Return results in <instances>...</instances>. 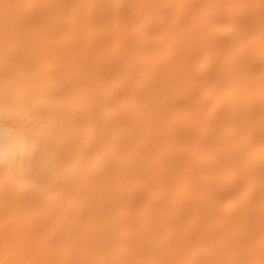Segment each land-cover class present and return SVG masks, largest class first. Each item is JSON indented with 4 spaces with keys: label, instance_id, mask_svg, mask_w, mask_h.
Returning a JSON list of instances; mask_svg holds the SVG:
<instances>
[{
    "label": "bare ground",
    "instance_id": "bare-ground-1",
    "mask_svg": "<svg viewBox=\"0 0 264 264\" xmlns=\"http://www.w3.org/2000/svg\"><path fill=\"white\" fill-rule=\"evenodd\" d=\"M0 264H264V0H0Z\"/></svg>",
    "mask_w": 264,
    "mask_h": 264
}]
</instances>
